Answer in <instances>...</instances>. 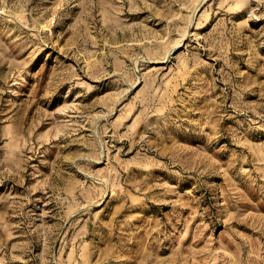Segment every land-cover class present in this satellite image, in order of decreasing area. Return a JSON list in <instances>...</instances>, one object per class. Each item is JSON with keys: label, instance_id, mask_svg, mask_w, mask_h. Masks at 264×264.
Listing matches in <instances>:
<instances>
[{"label": "rangeland", "instance_id": "1", "mask_svg": "<svg viewBox=\"0 0 264 264\" xmlns=\"http://www.w3.org/2000/svg\"><path fill=\"white\" fill-rule=\"evenodd\" d=\"M0 264H264V0H0Z\"/></svg>", "mask_w": 264, "mask_h": 264}]
</instances>
